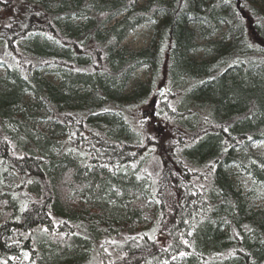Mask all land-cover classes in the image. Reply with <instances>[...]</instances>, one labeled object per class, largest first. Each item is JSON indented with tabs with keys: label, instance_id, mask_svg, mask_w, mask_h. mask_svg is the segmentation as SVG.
I'll return each instance as SVG.
<instances>
[{
	"label": "trees",
	"instance_id": "1",
	"mask_svg": "<svg viewBox=\"0 0 264 264\" xmlns=\"http://www.w3.org/2000/svg\"><path fill=\"white\" fill-rule=\"evenodd\" d=\"M252 1L0 0V264H264V203L247 209L224 172L264 179L249 148L264 141V7ZM157 15L147 48L117 50ZM191 24L226 29L200 60ZM143 65L149 85L126 96ZM150 149L154 180L119 170ZM118 195L108 211L122 214L107 218Z\"/></svg>",
	"mask_w": 264,
	"mask_h": 264
},
{
	"label": "rangeland",
	"instance_id": "2",
	"mask_svg": "<svg viewBox=\"0 0 264 264\" xmlns=\"http://www.w3.org/2000/svg\"><path fill=\"white\" fill-rule=\"evenodd\" d=\"M103 1H113V0H103ZM149 0H135L136 4L138 6H144L147 4ZM169 1V0H165ZM253 5H256L258 7H264V0H253L252 1ZM159 14V13H158ZM79 15H73L71 19L74 21L75 19L82 20V18L85 16L82 14V18L79 19L77 17ZM123 14L117 16L113 21H111L110 24L114 23V21H118L122 18ZM161 16L157 15L154 19H152L150 22H146L143 24H140L136 26L131 32H129L126 37L122 40V42L117 46V50L124 49L127 53L128 52H136L139 50H142L143 48H147L152 41L153 38H155V31L154 28L158 26V22L160 21ZM76 20V21H78ZM74 22V24L76 23ZM193 25V24H191ZM193 29H196L195 31V41L193 42V49L191 52V57H193L195 60H200L206 57L205 51L202 49V44L204 38L210 37V39H215L217 36L218 38L221 37L223 34H225L226 29L224 27V24H220L218 30L216 29L215 34L213 36L212 32H208V29L201 28L199 30V27L197 24H194ZM104 29V28H103ZM198 29V30H197ZM214 32V31H213ZM38 73L41 75V77L48 82H51L53 84H57V81L59 80L58 75H56V72H51L49 69H46L45 67H41L38 69ZM6 75V67L4 63L1 62L0 59V88L3 87V84L5 83L4 78ZM151 70L148 65H143L142 67L136 69L130 78L124 94L126 96H131L133 93L136 94L141 87H147L149 84V81L151 80ZM140 86V87H139ZM154 92V89L150 90L148 93V96L145 100V104L143 105L144 108L147 107V102L150 100L152 97V94ZM23 97L25 101H29L32 98V94L30 92H24ZM133 99V98H132ZM161 99V97H160ZM149 117V116H147ZM138 119L136 118L134 122L136 125L141 124L138 123ZM249 148L251 150V153L254 154V156H257L260 159H264V141H253L249 145ZM154 150L150 149L146 155L142 157V160L140 162H134L130 164H125L120 167V171H123V173H126L131 176V173L140 176L141 174L144 175L147 174L149 175L150 178H153L152 180L155 179V176L159 173L161 164L160 161L157 157V154L153 152ZM224 172L228 176V178L232 182V186L234 189L239 190L241 192V195L244 198V201L246 202V207L247 209H256L259 206L264 203V179H259V180H253L251 175L247 173V171L242 168L239 164L237 163H230L224 168ZM145 188H147V185H145ZM120 195L114 196L110 200L108 199V205L107 208L104 209V214L105 216L112 217V216H117L119 218L120 211L117 212H110L108 210L111 209H117V207L120 209L121 204L120 203ZM104 198H107L106 195H103ZM109 218V219H110ZM112 219V218H111ZM91 264V263H90Z\"/></svg>",
	"mask_w": 264,
	"mask_h": 264
},
{
	"label": "snow or ice",
	"instance_id": "3",
	"mask_svg": "<svg viewBox=\"0 0 264 264\" xmlns=\"http://www.w3.org/2000/svg\"><path fill=\"white\" fill-rule=\"evenodd\" d=\"M249 139H251V137H249ZM185 243H187V241H185ZM27 253H25V257L27 258ZM181 255H184V253H181ZM3 264H7V261H4Z\"/></svg>",
	"mask_w": 264,
	"mask_h": 264
},
{
	"label": "water",
	"instance_id": "4",
	"mask_svg": "<svg viewBox=\"0 0 264 264\" xmlns=\"http://www.w3.org/2000/svg\"><path fill=\"white\" fill-rule=\"evenodd\" d=\"M162 92V89L158 90L157 94H160Z\"/></svg>",
	"mask_w": 264,
	"mask_h": 264
}]
</instances>
